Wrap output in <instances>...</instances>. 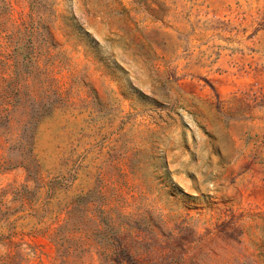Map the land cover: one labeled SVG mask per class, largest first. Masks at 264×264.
I'll return each mask as SVG.
<instances>
[{"label": "rangeland", "instance_id": "1", "mask_svg": "<svg viewBox=\"0 0 264 264\" xmlns=\"http://www.w3.org/2000/svg\"><path fill=\"white\" fill-rule=\"evenodd\" d=\"M0 264H264V0H0Z\"/></svg>", "mask_w": 264, "mask_h": 264}]
</instances>
